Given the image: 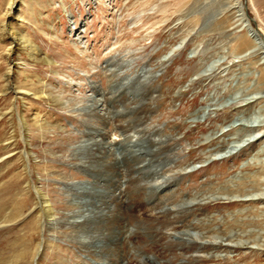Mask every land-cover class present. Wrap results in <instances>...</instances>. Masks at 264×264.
<instances>
[{
    "label": "rangeland",
    "instance_id": "obj_1",
    "mask_svg": "<svg viewBox=\"0 0 264 264\" xmlns=\"http://www.w3.org/2000/svg\"><path fill=\"white\" fill-rule=\"evenodd\" d=\"M248 5L0 0V264H264Z\"/></svg>",
    "mask_w": 264,
    "mask_h": 264
},
{
    "label": "bare ground",
    "instance_id": "obj_2",
    "mask_svg": "<svg viewBox=\"0 0 264 264\" xmlns=\"http://www.w3.org/2000/svg\"><path fill=\"white\" fill-rule=\"evenodd\" d=\"M247 1H249V4L250 5H248L249 6V8H251V9H253V11H255V13H256V17H257V19H258V21H259V23H257V25H258V27H259V29H260V32H261V34L263 35V37H264V4L263 5H259L258 3H260V1L261 0H256V5H255V3H254V0H247ZM14 5V3L13 2H11L10 3V6H8L9 8H8V10L6 11V14H8L9 12H10V9L12 8V6ZM256 6V7H255ZM4 25V24H3ZM4 31H5V29H4ZM14 31V30H13ZM14 32H16V31H14ZM14 38H16V41H19V42H21V46L23 47V48H26V49H28V51H29V55L31 56V57H33L34 59H37V61H38V59H40V50L37 48V46H36V44L34 43V41L33 40H31L30 38H28L26 35H17L16 33H15V35L13 36ZM12 37V38H13ZM240 45H243L244 46V50H246L247 48H251V47H253L254 45L255 46H258L259 44L257 43V41H254L253 43L252 42H248V40L247 39H245V38H243L241 41H240V43H239ZM44 62H46L47 64H50V60H49V58L47 57V56H45V57H42L41 58ZM6 79H7V85H10V83H11V80H10V76H8V77H6ZM15 90H16V88H14ZM8 89H6L5 90V92L7 91ZM43 92V91H42ZM34 187V186H33ZM37 190V189H36ZM37 195H38V197H37V202H36V204H37V209H38V213H39V215H40V225L42 224V222H43V218H45L46 219V217H48V216H50V213H51V211H52V206H51V204L49 203V200H48V198L47 197H44V196H42L39 192H38V190H37ZM197 208H199L200 206H196ZM149 210L151 211L152 210V207L151 208H149L148 210H145L146 212H148L149 213ZM42 214H44V215H42ZM156 214V213H155ZM153 214H149V216H152ZM44 216V217H43ZM154 217H156V218H160V219H163L162 218V216L161 215H155ZM172 222V221H171ZM172 224H173V222H172ZM164 239V238H163ZM193 249H196V246L194 247H188V246H183L182 247V250L185 252V253H189L191 250H193ZM37 252V253H36ZM39 252H40V246L39 247H37V249H36V251H35V255H34V257H36L38 254H39ZM165 256V255H164ZM166 257V256H165ZM194 257V256H193ZM35 259V258H34ZM195 260H197V259H195V258H193L191 261L192 262H194ZM170 264V263H169Z\"/></svg>",
    "mask_w": 264,
    "mask_h": 264
}]
</instances>
